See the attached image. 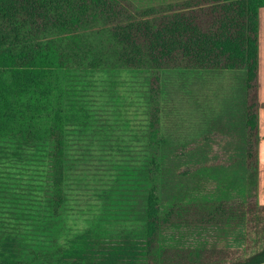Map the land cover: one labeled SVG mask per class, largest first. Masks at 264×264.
<instances>
[{
	"label": "trees",
	"instance_id": "1",
	"mask_svg": "<svg viewBox=\"0 0 264 264\" xmlns=\"http://www.w3.org/2000/svg\"><path fill=\"white\" fill-rule=\"evenodd\" d=\"M262 8L264 0H183L144 9L132 0H0V146L18 160L16 169L23 157L42 160L40 189L52 219L46 231L54 239L33 249L29 224L0 222V264H264V206L258 203ZM119 71L150 74L149 128L156 141L162 73H243L251 170L244 204L219 201L206 209L210 205L178 197L166 205L152 187L138 230L108 237L87 228L61 244L65 188L78 161L73 146L93 127L88 85L96 74ZM148 163L150 173L159 167L155 157ZM198 228L229 247L200 249L197 235L191 236Z\"/></svg>",
	"mask_w": 264,
	"mask_h": 264
},
{
	"label": "rangeland",
	"instance_id": "2",
	"mask_svg": "<svg viewBox=\"0 0 264 264\" xmlns=\"http://www.w3.org/2000/svg\"><path fill=\"white\" fill-rule=\"evenodd\" d=\"M132 1L141 9L155 6L153 0ZM161 76L158 141L149 128V73H99L88 85L86 102L93 127L73 146L78 161L65 188L68 201L61 244L87 228L108 237L138 230L144 195L152 187L166 205L178 197L188 204L210 205L206 209L219 201L244 204L251 170L246 158L243 73L170 71ZM154 157L159 167H152L150 173L145 166ZM23 158L16 169L18 160L0 146V222L17 219L29 224V243L36 244L35 249L54 240L46 231L52 219L47 218L49 205L40 189L42 160ZM258 203L264 206L259 193ZM196 230L191 236L197 235L200 249L229 247L226 242L216 245L202 229ZM173 231L167 233L173 236ZM203 240L207 244L200 245Z\"/></svg>",
	"mask_w": 264,
	"mask_h": 264
},
{
	"label": "crops",
	"instance_id": "3",
	"mask_svg": "<svg viewBox=\"0 0 264 264\" xmlns=\"http://www.w3.org/2000/svg\"><path fill=\"white\" fill-rule=\"evenodd\" d=\"M152 1V0H151ZM155 5L169 3L168 0H153ZM173 2V0H170ZM258 99L264 104V8L259 12V59H258ZM259 129V164H258V193L261 204H264V107L258 112Z\"/></svg>",
	"mask_w": 264,
	"mask_h": 264
}]
</instances>
